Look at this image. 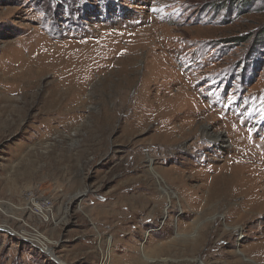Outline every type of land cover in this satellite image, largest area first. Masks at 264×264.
Instances as JSON below:
<instances>
[{
    "label": "rangeland",
    "instance_id": "rangeland-1",
    "mask_svg": "<svg viewBox=\"0 0 264 264\" xmlns=\"http://www.w3.org/2000/svg\"><path fill=\"white\" fill-rule=\"evenodd\" d=\"M75 43L100 64L80 90L42 65ZM243 191L264 196V0H0V264H258Z\"/></svg>",
    "mask_w": 264,
    "mask_h": 264
},
{
    "label": "bare ground",
    "instance_id": "bare-ground-1",
    "mask_svg": "<svg viewBox=\"0 0 264 264\" xmlns=\"http://www.w3.org/2000/svg\"><path fill=\"white\" fill-rule=\"evenodd\" d=\"M57 27V26H55ZM54 29V28H53ZM52 30V29H51ZM48 41V40H47ZM73 42V41H72ZM77 43V42H76ZM72 45L70 46L69 45V48L70 49H67L66 53H64V49L66 47H61L59 46L60 49H58L59 52H55L57 50H53V51H50L48 50L47 48L44 49L42 48V54H44V60H46V63H42V65L45 66V64L47 63H50L51 66H52V70H53V74H54V77L56 78V80H58L57 82L59 84H62L65 88L69 87V86H73V87H78V89H84L85 87H83L84 85L86 86L87 84V81L89 79V76L92 75V73H88V66L90 65H100L99 62H98V58L99 57H96V58H93V62H86L84 63L87 59L89 58H85L86 60L83 61V57L86 55H90L91 57L93 56L94 52L97 50V47L93 46V44H96V43H91L89 46L88 45ZM42 45V44H40ZM39 45V46H40ZM46 44L43 43L42 46H44ZM60 45V44H59ZM33 46V45H31ZM31 46H29L30 48H32ZM40 46V47H42ZM80 46V47H79ZM38 47V46H37ZM37 51L40 50V48H37ZM34 49V48H33ZM75 50L74 52H78L77 55L75 56V58L73 57V54L71 52H68L69 50ZM35 50V49H34ZM52 50V49H51ZM25 51V50H24ZM31 51V50H30ZM28 52V51H27ZM61 54H64L62 56H59ZM36 54V53H35ZM39 54V52H38ZM31 55H32V52H31ZM36 56V55H35ZM120 56V55H119ZM118 56V57H119ZM122 56V55H121ZM24 56H21V58H23ZM89 57V56H88ZM127 57V56H126ZM131 58V56H130ZM30 59V58H29ZM65 59V60H64ZM62 60H64V62L62 63ZM75 60V61H74ZM80 60V61H79ZM129 60V59H128ZM43 61V60H42ZM31 62V59L30 61ZM122 62V61H121ZM34 63H36V61L34 62V59H33V63L29 65L30 66H34ZM103 65H105V63L103 62L102 63ZM28 65V64H27ZM39 65V64H38ZM48 65V64H47ZM50 66V67H51ZM111 66V65H110ZM103 67V66H102ZM106 71V70H105ZM111 71V70H110ZM97 73V72H96ZM103 73V72H102ZM105 74V73H104ZM103 76V75H102ZM71 82H74L73 84H70ZM89 82V81H88ZM79 89V90H80ZM191 132V131H190ZM206 136H208V134H206ZM212 142H214L216 145H223L224 143H226L222 137V134L220 135H209L208 136ZM171 138V137H170ZM233 145V144H232ZM234 147V146H232ZM149 167L151 169L152 172L153 169H152V160L150 159L149 161ZM156 174V173H155ZM249 176V175H248ZM156 177L158 178V176L156 175ZM261 177V176H260ZM165 178V177H164ZM168 180V179H167ZM166 181V180H165ZM168 183H170V181L168 180L167 181ZM259 183V182H258ZM257 183V184H258ZM247 185V184H246ZM247 191V190H246ZM259 191V190H258ZM165 194L167 195L168 199H170V196L165 192ZM243 197H244V201L245 203L240 205L239 208L237 209V217H238V220L239 219H242V218H245L246 216H249L250 214L253 215L254 212H257L261 206H264V196L263 195H258L256 193V191H252V192H248L246 193L245 191H243L242 193ZM263 208V207H262ZM0 211L2 212V214H5V211H3V206L0 205ZM1 216V215H0ZM248 218V217H246ZM9 219V218H8ZM244 220V219H243ZM17 222V221H16ZM243 222V221H242ZM5 223V222H4ZM9 225V224H8ZM225 229L226 230H229L232 232V234H236L238 236H241L242 235V228L239 226V224H236V225H229V226H226L224 225ZM14 227V226H13ZM6 231H12L8 228H6ZM31 230V229H29ZM18 234H20L21 236H23V233H27V231L24 229H22V231H18ZM30 233L26 234V236L28 235V237H30V241H32L31 239H33V244L36 242L39 246V248L44 251V252H47V253H51L52 254V247H51V244L49 241L47 242V240L41 235L37 234L35 236H30L29 235ZM27 238V237H26ZM35 241V242H34ZM257 247V248H256ZM55 248V246H54ZM251 250L250 252H252L253 250L256 251V253H252V258L251 260L254 262V263H258V264H264V242L254 246V248H251L249 249ZM251 256V255H250ZM149 259V258H147ZM61 264H65L63 262H60ZM198 264H204L203 262L201 261H198Z\"/></svg>",
    "mask_w": 264,
    "mask_h": 264
},
{
    "label": "built area",
    "instance_id": "built-area-1",
    "mask_svg": "<svg viewBox=\"0 0 264 264\" xmlns=\"http://www.w3.org/2000/svg\"><path fill=\"white\" fill-rule=\"evenodd\" d=\"M50 211H51V200L49 198H47V197L35 198L34 197V213H35V215L42 216L44 218L49 214Z\"/></svg>",
    "mask_w": 264,
    "mask_h": 264
}]
</instances>
